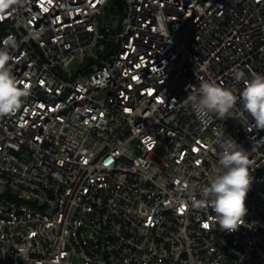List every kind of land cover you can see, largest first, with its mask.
<instances>
[{
	"label": "built area",
	"instance_id": "obj_1",
	"mask_svg": "<svg viewBox=\"0 0 264 264\" xmlns=\"http://www.w3.org/2000/svg\"><path fill=\"white\" fill-rule=\"evenodd\" d=\"M9 35L29 95L0 117V264H264V130L184 102L264 75V0H24ZM223 134L253 161L236 232L193 204Z\"/></svg>",
	"mask_w": 264,
	"mask_h": 264
},
{
	"label": "clouds",
	"instance_id": "obj_2",
	"mask_svg": "<svg viewBox=\"0 0 264 264\" xmlns=\"http://www.w3.org/2000/svg\"><path fill=\"white\" fill-rule=\"evenodd\" d=\"M24 0H0V16H6L8 10L20 5ZM0 47V117L9 116L20 110L23 99L29 95L27 85L13 74L10 61L13 59L9 48L17 47L14 36H7ZM234 78L243 80L244 87L239 95L232 89L222 87L215 81L201 80L194 93L184 99L201 123L210 118H235L234 109L238 101L243 111L251 117L254 129L264 130V75L251 74L244 79V73L237 71ZM219 168L208 183L200 189L201 199H194L198 208L211 207L214 220L224 232H236L245 224L247 215L246 198L251 189L253 177L248 152L235 140L223 134L219 140Z\"/></svg>",
	"mask_w": 264,
	"mask_h": 264
},
{
	"label": "water",
	"instance_id": "obj_3",
	"mask_svg": "<svg viewBox=\"0 0 264 264\" xmlns=\"http://www.w3.org/2000/svg\"><path fill=\"white\" fill-rule=\"evenodd\" d=\"M108 54H109V53H108ZM108 54H107V55H108Z\"/></svg>",
	"mask_w": 264,
	"mask_h": 264
}]
</instances>
